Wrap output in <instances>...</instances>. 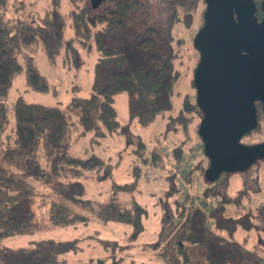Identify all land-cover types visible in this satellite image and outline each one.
<instances>
[{
  "label": "trees",
  "instance_id": "obj_1",
  "mask_svg": "<svg viewBox=\"0 0 264 264\" xmlns=\"http://www.w3.org/2000/svg\"><path fill=\"white\" fill-rule=\"evenodd\" d=\"M255 1L261 19L263 0ZM71 2L72 7L67 11L62 9L61 0H51L47 8L37 11L33 7L27 9L26 3L14 8L12 0H0V264H136L134 258L128 260L121 252L135 249V242L145 229L147 208L135 197L111 196L107 201L85 198L82 178L106 168L107 160L94 151L87 156L73 151L75 143L89 133L93 134L92 144L106 136L128 134V127L120 121L114 104L118 94H127L130 123L136 119L147 126L166 118L169 129H183L186 140L193 139L190 112L194 104L199 105L196 98L191 102L187 93L180 108L174 111L183 71L175 64L178 53L169 26L167 29L163 22L162 25L144 22V0H107L98 8L86 0ZM189 4L192 8L197 5L195 0H167L165 23L173 26L175 22H183L189 28L193 22V12L187 9ZM180 8L186 9L181 13ZM182 40L179 39V45ZM39 48L50 63H58L62 57L65 64L77 68L86 63L83 52L97 53L92 91L87 96L79 95L81 86L74 85L72 98L64 104H35L22 99L18 105L29 111L18 107L14 126L8 132V98L18 75L25 74L27 84L34 90H52L48 76L37 63L35 53ZM195 68L191 85L196 91ZM258 113L257 127H260L264 121L261 102ZM197 136L204 149L198 130ZM144 148L141 142L142 165L148 158L142 155ZM198 166L203 165L195 163L186 175L187 180ZM133 167L138 176L139 162L133 163ZM105 176L98 173L99 178ZM37 200L51 224H88L97 218L105 223L130 224L132 231L125 243L88 235L68 240L33 239L28 245L18 247L2 245L1 241L7 237L35 234L46 227L36 217ZM192 206L184 238L175 241L177 259L188 262L190 249L200 247L206 254L205 264L232 263L241 250L230 242L207 238V216L214 219L217 229L232 237L240 227H247L248 221L231 214L224 201L209 213L200 206ZM180 211L183 216V208ZM89 238L103 252L71 262L67 254L82 251L83 243ZM162 241L159 238L149 245L157 249ZM242 255L244 259L245 254ZM253 264H262V259L254 258Z\"/></svg>",
  "mask_w": 264,
  "mask_h": 264
},
{
  "label": "rangeland",
  "instance_id": "obj_2",
  "mask_svg": "<svg viewBox=\"0 0 264 264\" xmlns=\"http://www.w3.org/2000/svg\"><path fill=\"white\" fill-rule=\"evenodd\" d=\"M13 7H20L22 4L37 11H43L50 5L51 0H12ZM197 5L192 8L189 4L188 10H192L193 22L188 28L183 22L166 24L167 0H144L145 16L144 22L169 26V31L174 36V49L178 53L175 61L177 67L183 71L181 84L179 86V97L175 100L174 111L180 108L185 94L190 93L191 102H195L196 91L191 85V77L199 61V52L193 45V38L199 30L200 24L204 23L205 1L195 0ZM86 2H89L86 0ZM61 7L64 11L72 7L71 0H61ZM186 8H180L183 13ZM168 29V27H167ZM183 38L179 45L178 41ZM86 63L82 67L65 64L62 57L58 63H50L42 48L35 53L37 63L41 70L48 76L52 90L42 92L29 87L25 74L18 75L10 89L8 98L10 106V123L8 132L15 123V112L18 107L29 111V108L18 105L23 99L29 103L54 105L67 103L73 96V86L80 85L79 95H89L92 91L94 68L97 60V53L88 55L83 52ZM55 89V90H54ZM115 106L118 117L123 125H127L128 134L117 133L100 139L99 143L92 144V133L81 138L74 145L75 154L87 156L91 152L104 157L107 160V167L100 171H93L86 178H82L85 186V198L96 200H108L111 196L120 199L136 198L147 208L145 216V229L139 235L136 247L132 251H123L122 255L128 260L134 258L136 264L167 263V264H205V251L200 247L190 249L188 262L181 261L175 256V241L183 240V232L186 220L192 209L193 202L190 199H200L204 205H212L206 211L209 213L223 201L228 210L236 217H244L248 221L247 227H240L234 236L226 231H221L215 226L214 219L207 216V238L217 239L221 242H230L232 246L238 247L240 253L236 255L230 264H253V259L260 257L264 264V158L254 162L247 170L228 171L215 181L209 182L205 178V171L209 165L208 157L201 148L197 130L202 118L201 109L194 104L193 121L190 125V132L193 139L186 140L183 129H169L166 121L161 118L150 125L144 126L136 119L131 121L128 109V97L126 93L116 96ZM261 126L252 130L243 137L245 143H258L264 141V121ZM141 142L145 144L143 156H148L147 162L142 165ZM184 142V143H183ZM180 143H183L181 146ZM181 146L179 149L177 146ZM139 152V153H138ZM158 155V157H154ZM139 162L141 173L136 176L133 172V163ZM198 166L193 170L190 180L186 175L195 163ZM179 165L185 167L184 178L187 188L184 190L179 184L177 173ZM205 168V169H204ZM191 171V170H190ZM98 173L105 174L103 178ZM151 173V176L148 175ZM126 186H128L126 188ZM189 191V193L187 192ZM211 201V202H209ZM37 200L35 209L36 217L46 223V227L31 235L10 236L1 241L2 245L18 247L26 246L33 239L54 238L68 240L88 235L100 236L106 239L127 242L132 226L123 222H102L92 218L88 224L77 223L75 225L51 224L44 209L38 207ZM182 204V205H181ZM183 208L184 215H180ZM161 238L162 245L153 249L149 243ZM86 240L83 243L84 249L78 253L70 252L68 259L72 262L78 259H88L93 254L103 252V248L95 240ZM165 250V251H163ZM151 251V253H145ZM163 251V252H162ZM245 254L244 259L243 255Z\"/></svg>",
  "mask_w": 264,
  "mask_h": 264
},
{
  "label": "water",
  "instance_id": "obj_3",
  "mask_svg": "<svg viewBox=\"0 0 264 264\" xmlns=\"http://www.w3.org/2000/svg\"><path fill=\"white\" fill-rule=\"evenodd\" d=\"M105 1L89 0L93 8ZM204 1V23L193 38L199 52L194 85L202 111L198 133L209 159L205 178L215 182L264 158V141H241L259 124L258 101L264 112V15H257L255 0Z\"/></svg>",
  "mask_w": 264,
  "mask_h": 264
},
{
  "label": "built area",
  "instance_id": "obj_4",
  "mask_svg": "<svg viewBox=\"0 0 264 264\" xmlns=\"http://www.w3.org/2000/svg\"><path fill=\"white\" fill-rule=\"evenodd\" d=\"M184 173H185V167L183 165H179V171L177 173V179L179 181V184H181L182 188L184 190H186L188 188H187V182H186V180L184 178ZM148 175L151 176V173H148ZM187 192L189 193V191H187ZM190 201L193 202L192 203L193 205L200 206L205 211H206V209L208 210L209 208L212 207V205H210V204L209 205H204L203 203H201V200L200 199H194V198L192 199L191 198ZM209 202H211V201H209Z\"/></svg>",
  "mask_w": 264,
  "mask_h": 264
},
{
  "label": "flooded vegetation",
  "instance_id": "obj_5",
  "mask_svg": "<svg viewBox=\"0 0 264 264\" xmlns=\"http://www.w3.org/2000/svg\"><path fill=\"white\" fill-rule=\"evenodd\" d=\"M263 15H264V14H263ZM263 15H262V16H263ZM262 16H261V18H262ZM197 64H198V63H197ZM196 66H197V65H196ZM258 102H260V101H258ZM258 102H257V105H258ZM258 114H259V113H258ZM246 135H248V134L245 133V134L242 136V139H241L242 142H244V141H243V137L246 136ZM244 143H245V142H244ZM247 144H249V143H247ZM251 144H253V143H251Z\"/></svg>",
  "mask_w": 264,
  "mask_h": 264
},
{
  "label": "crops",
  "instance_id": "obj_6",
  "mask_svg": "<svg viewBox=\"0 0 264 264\" xmlns=\"http://www.w3.org/2000/svg\"><path fill=\"white\" fill-rule=\"evenodd\" d=\"M163 119H164V118H163ZM146 252H147V253H151V251H149V252H148V251H145V253H146Z\"/></svg>",
  "mask_w": 264,
  "mask_h": 264
}]
</instances>
